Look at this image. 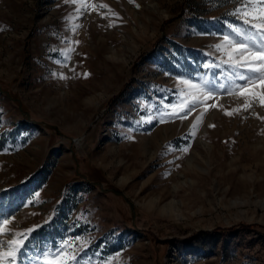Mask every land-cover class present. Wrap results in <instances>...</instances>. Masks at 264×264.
Wrapping results in <instances>:
<instances>
[{
    "label": "rangeland",
    "instance_id": "1",
    "mask_svg": "<svg viewBox=\"0 0 264 264\" xmlns=\"http://www.w3.org/2000/svg\"><path fill=\"white\" fill-rule=\"evenodd\" d=\"M87 2L0 0V244L33 229L14 264L65 242L70 264H264V82L229 95L215 47L242 39L239 0ZM182 80L214 94L186 119Z\"/></svg>",
    "mask_w": 264,
    "mask_h": 264
},
{
    "label": "snow or ice",
    "instance_id": "2",
    "mask_svg": "<svg viewBox=\"0 0 264 264\" xmlns=\"http://www.w3.org/2000/svg\"><path fill=\"white\" fill-rule=\"evenodd\" d=\"M78 0H65V3L76 4ZM81 7L77 8V13L88 11L87 0H79ZM131 3L132 0H129ZM240 7L235 9V12L231 15L236 16L243 25L248 26L246 29H241L238 27H232V32L238 37H242L241 40H232L229 37H223L225 44H217V51H224L226 59L221 60V64H227L235 71V77L239 81H243L242 84H237L235 91H229V95H235L242 93L244 89H251L254 84L264 82V0H239ZM100 8L107 7L106 5H99ZM92 10H96V6H92ZM115 15V13H113ZM113 26V25H109ZM76 27H79L77 25ZM79 43L78 41L76 42ZM74 71V69H73ZM85 78L87 74H84ZM60 79H67L64 74L59 75ZM181 83L188 85L189 88L196 89L194 97L190 103L185 107L179 108V113L177 115L180 119H186L192 112L196 110L202 104L200 97L204 98H214V94L206 90L202 85L193 84L189 80H182ZM264 92V89H262ZM184 102L181 101V104ZM260 103L264 104V95L260 99ZM213 104L211 107H216ZM251 105L245 103L242 107L247 110ZM173 109H176L178 105H171ZM207 108H205V112ZM237 112L236 109L232 111L225 110V115L232 116ZM182 114V115H181ZM203 113H201V116ZM201 122V118L197 117V120L192 125V134H195V130L198 124ZM214 127V125H210ZM187 147L182 151L187 152ZM12 222L8 219L0 221L3 227H0V234H4L7 230V226ZM33 231L29 229L28 233H16L17 238H9L6 244H0V264H14L17 260L19 253L25 247V241L28 235ZM71 242H65L60 246V250L51 253V259L48 256L45 257L44 264H70V261L75 260L74 254H70L66 251L68 245ZM64 256H69L68 260L61 259Z\"/></svg>",
    "mask_w": 264,
    "mask_h": 264
},
{
    "label": "bare ground",
    "instance_id": "3",
    "mask_svg": "<svg viewBox=\"0 0 264 264\" xmlns=\"http://www.w3.org/2000/svg\"><path fill=\"white\" fill-rule=\"evenodd\" d=\"M203 130H204V127L202 128ZM199 143V142H198ZM199 145H202L201 143L199 144ZM204 147V146H203ZM261 148H264V145H262V147ZM191 163V162H190ZM180 184V183H179ZM180 185H182V184H180ZM179 186V185H178ZM181 187V186H180ZM178 189V187H177V185L176 186H173L172 187V193H175V191ZM157 201H158V198L157 197H155V198H153V199H151L150 200V203L153 205V206H155V204L157 203ZM245 202L244 201H239V204L241 205H243ZM256 205H259V206H261L262 208H264V199L263 200H261V201H257L256 203H255ZM163 212L164 213H166L168 216H170V217H172V218H174V219H178V218H182V215H181V211H180V207H179V205L177 204V203H174V202H172V201H170V202H168V203H166L165 205H164V207H163Z\"/></svg>",
    "mask_w": 264,
    "mask_h": 264
}]
</instances>
